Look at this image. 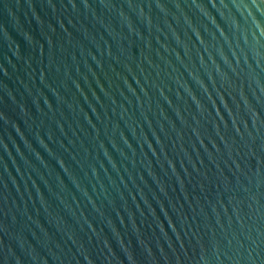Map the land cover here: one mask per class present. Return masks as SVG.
I'll list each match as a JSON object with an SVG mask.
<instances>
[{"label": "water", "instance_id": "obj_1", "mask_svg": "<svg viewBox=\"0 0 264 264\" xmlns=\"http://www.w3.org/2000/svg\"><path fill=\"white\" fill-rule=\"evenodd\" d=\"M0 264H264V0H0Z\"/></svg>", "mask_w": 264, "mask_h": 264}]
</instances>
